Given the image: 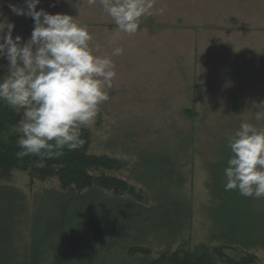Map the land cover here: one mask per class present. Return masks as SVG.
Returning a JSON list of instances; mask_svg holds the SVG:
<instances>
[{
	"label": "rangeland",
	"instance_id": "obj_1",
	"mask_svg": "<svg viewBox=\"0 0 264 264\" xmlns=\"http://www.w3.org/2000/svg\"><path fill=\"white\" fill-rule=\"evenodd\" d=\"M10 4L25 7V0H0V23L15 24L13 37L27 41L34 21L14 14ZM164 6L163 15L143 18L135 34L125 35L99 0L37 5L78 17L106 53L124 49L113 57L117 76L109 100L82 129L89 133L88 154L112 162L91 174L126 180L134 193L121 196L142 212L119 227L110 252L101 253L109 264H171L178 250L205 245L227 258L256 255L253 264H264V198L237 190L239 196L230 197L234 190L224 187L228 137L242 120L264 126L255 120V104L264 102V0H156V9ZM169 31L187 35H162ZM7 64L0 59V76ZM13 135H20L18 123L2 132L5 140ZM43 165L0 175V230L9 229L11 264H29L37 220L45 221L53 200L69 191L57 175L43 179L34 171ZM103 191L117 197L113 189ZM65 243L59 237L52 242L45 264H53Z\"/></svg>",
	"mask_w": 264,
	"mask_h": 264
},
{
	"label": "clouds",
	"instance_id": "obj_2",
	"mask_svg": "<svg viewBox=\"0 0 264 264\" xmlns=\"http://www.w3.org/2000/svg\"><path fill=\"white\" fill-rule=\"evenodd\" d=\"M40 3L25 0V7L9 5L14 14L33 19L27 41L13 37L15 24L0 23V59L8 62L7 73L0 76V101L22 112L18 155L52 158L83 144L81 130L109 100L117 76L113 57L122 55L124 49L116 47L106 53L78 17L38 11ZM99 3L116 30L125 34H135L143 18L163 15L166 10V6L156 9V0ZM255 105L260 109L255 120H264V102ZM227 146L231 158L224 170L225 190L264 198V126L242 120Z\"/></svg>",
	"mask_w": 264,
	"mask_h": 264
},
{
	"label": "trees",
	"instance_id": "obj_3",
	"mask_svg": "<svg viewBox=\"0 0 264 264\" xmlns=\"http://www.w3.org/2000/svg\"><path fill=\"white\" fill-rule=\"evenodd\" d=\"M20 117L18 111L0 101V175L6 178L14 168H26L39 162L44 165L34 167V171L41 178L57 175L62 188L69 190L53 200L51 214L45 221L41 218L37 220L29 264H45L52 242L57 237L64 239L67 246L57 254L53 264H109L107 252L112 248L113 234L142 212L139 203L121 196L126 192L134 193L133 187L115 176L91 174L90 170L107 169L112 162L104 156L88 154L89 133L85 129L81 131L83 144L72 151L65 149L58 157L18 155L21 151L17 144L20 135L5 140L2 132L10 125L17 124ZM84 189L87 191L83 192ZM104 189H113L117 197H108ZM238 196L237 191H231L230 197ZM8 234V228L0 230V264H11L13 259L14 247L10 248L7 243V239L11 238ZM102 251L107 254L102 255ZM214 255L224 257L229 264H253L257 260L256 255L251 254L240 259L227 258L220 251L213 253L205 245H197L193 249L178 250L171 255L170 263L218 264Z\"/></svg>",
	"mask_w": 264,
	"mask_h": 264
},
{
	"label": "crops",
	"instance_id": "obj_4",
	"mask_svg": "<svg viewBox=\"0 0 264 264\" xmlns=\"http://www.w3.org/2000/svg\"><path fill=\"white\" fill-rule=\"evenodd\" d=\"M186 22V21H185ZM158 34H160V33H158ZM121 35V34H120ZM124 35V34H123ZM125 35H130V34H125ZM139 35H141V34H139ZM157 35V34H156ZM162 35H187V33L186 34H184V33H182L181 31L180 32H173V31H169V33H163ZM191 35H193V34H191ZM201 35H206L205 33H201ZM187 55H185V57H186Z\"/></svg>",
	"mask_w": 264,
	"mask_h": 264
}]
</instances>
